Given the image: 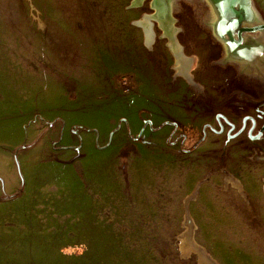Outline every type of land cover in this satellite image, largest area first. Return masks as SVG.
<instances>
[{
    "label": "rangeland",
    "instance_id": "obj_1",
    "mask_svg": "<svg viewBox=\"0 0 264 264\" xmlns=\"http://www.w3.org/2000/svg\"><path fill=\"white\" fill-rule=\"evenodd\" d=\"M152 1L0 0V264H264V132H233L264 72L166 0L189 82ZM241 44L264 66V29Z\"/></svg>",
    "mask_w": 264,
    "mask_h": 264
},
{
    "label": "water",
    "instance_id": "obj_2",
    "mask_svg": "<svg viewBox=\"0 0 264 264\" xmlns=\"http://www.w3.org/2000/svg\"><path fill=\"white\" fill-rule=\"evenodd\" d=\"M211 2L213 3L218 16L217 21L215 22V32L222 37H224V33L228 35L229 38L225 39V41L229 47L231 44L237 43L234 34L232 33L234 30L239 36L238 41L241 43V32L264 29V23H259L252 27L242 26L244 21L252 20L255 16V11L253 7H251L250 0H211ZM157 14L158 11L156 9L155 14L152 16L150 15V17L158 20L159 17ZM230 125L233 127L232 123Z\"/></svg>",
    "mask_w": 264,
    "mask_h": 264
},
{
    "label": "flooded vegetation",
    "instance_id": "obj_3",
    "mask_svg": "<svg viewBox=\"0 0 264 264\" xmlns=\"http://www.w3.org/2000/svg\"><path fill=\"white\" fill-rule=\"evenodd\" d=\"M157 11H158V14L157 15L161 19V24H162L161 27H162V29H164V26L163 25H165L166 30L169 29V26L166 25V23H167V20H168V17H169L168 16V12L170 11V9H169V7L166 4V0H162L159 3V8H158ZM174 20H175V18H174ZM243 33L244 32H241V35ZM236 37H237V39H236V42L237 43H233L231 45H234V47H241V48L244 47L246 50H248V46L245 47V45L241 44L238 41V37L239 36L237 35V33H236ZM249 60L252 61L253 58L251 57V59H249ZM248 62L242 63V67L246 71H249V72L255 73V74L264 72V66L263 65L262 66H258L256 68H253V67H251V66L248 65ZM189 66H190L189 62L188 63H183L180 68L178 67L179 73L188 72L189 71V69H188ZM261 120H262V116H260L258 114H254V115L253 114H246L240 120V127H238V129H236V130H233V132L234 131L235 132H240V134L243 133V132H246V136L247 137H252L254 139H260L261 136H262V134H263V132H264V122L260 125V127H258V129H257V125H258V122L261 121ZM215 121H216L218 127L215 128V127H213V126H211L209 124L208 125H204L203 131H202L203 132V136L205 135L207 128L210 129L211 131H213V133H215L216 135H219L220 132L222 131V128H223V126H222V123L223 122H226V123H230L231 124V122L227 118L221 116L220 113H216V115H215ZM221 121H223V122H221ZM230 128H233V127H231V125H230ZM227 136H230L229 133L227 134ZM201 138H200V140H201Z\"/></svg>",
    "mask_w": 264,
    "mask_h": 264
},
{
    "label": "bare ground",
    "instance_id": "obj_4",
    "mask_svg": "<svg viewBox=\"0 0 264 264\" xmlns=\"http://www.w3.org/2000/svg\"><path fill=\"white\" fill-rule=\"evenodd\" d=\"M162 0H153L152 1V3H153V6H155L156 7V9L158 10V8H159V3L161 2ZM213 15V14H212ZM158 16V15H157ZM171 16V15H170ZM159 17V16H158ZM146 18H149V17H146ZM213 18H216V16L214 15L213 16ZM159 21H160V24H161V19H160V17H159V19H158ZM174 20V19H173ZM171 18H169L168 17V20H167V23H166V25H168L169 26V29H167L166 30V27H165V25H163L164 26V33L166 34V36H168V39H169V45L171 46V49H172V51H173V54L175 55V58H176V60H177V62L178 63H180V65L179 66H177V68L179 67H181V65L183 64V63H188L190 60H189V57L188 56H186V55H184V53H182L183 51H181V45H179L176 41H175V39H174V35L177 33V27L174 25V27H172V26H170L169 24H170V22L171 21H173ZM217 21V19L214 21V23ZM137 24H141V26L143 27V29H144V31H145V34H147V36H148V38L151 36V34H152V30H151V21L150 22H147V21H138V22H136ZM150 25V26H149ZM162 25V24H161ZM217 34V33H216ZM246 47V46H245ZM228 54H229V56H235V57H237V58H240V59H242L243 60V62L242 63H245V62H251L249 59H251L250 58V56L248 55V52H247V50L244 48V47H234V45H230V47L228 46ZM181 74H183L184 76H185V78L189 81V82H191L192 83V81L190 80L191 79V75H190V73H189V71L188 72H183V73H181ZM227 177V176H226ZM225 181H226V183H229V182H232L233 183V185H235L236 186V183L235 182H233L232 180H231V178H229V177H227L226 179H225ZM197 243V242H196ZM200 246V245H199ZM199 246H198V248H199ZM197 247V246H196ZM201 247V246H200ZM203 252V251H202ZM204 253V252H203ZM205 254V253H204Z\"/></svg>",
    "mask_w": 264,
    "mask_h": 264
}]
</instances>
